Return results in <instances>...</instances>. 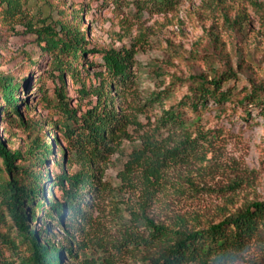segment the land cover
<instances>
[{"label":"trees","instance_id":"1","mask_svg":"<svg viewBox=\"0 0 264 264\" xmlns=\"http://www.w3.org/2000/svg\"><path fill=\"white\" fill-rule=\"evenodd\" d=\"M149 2L165 6L169 1ZM23 3L0 0L1 16L4 20L21 18ZM143 8L139 6V12ZM83 10L84 6L73 11L71 21H54L52 15H44L40 23L28 25L42 56L49 57L52 72H58L52 106L60 119L46 126L56 138V130L62 132L66 142L60 145L62 158L55 153L53 142L47 143L41 135L43 124L25 117L21 106L26 101L19 94L22 83L12 74L0 72V112L14 116L10 123H17L27 134L24 145L13 149L9 137L3 135L5 127L0 131V264H62L63 252L75 260L82 253L80 264H264V201H252L218 221L204 223L197 215L176 212L166 220L149 211L169 170L190 171L183 178L185 185L178 182L173 187L175 193L182 194L186 186L195 188L192 173L202 176L206 170L217 168L207 155L216 146L219 132L201 127L192 130L195 121L188 122L184 108L199 113L207 100L218 106L229 101L246 102L257 106L264 116V86L242 89L240 97L231 88H222L225 81L236 76L230 60L222 72L209 62L207 71L190 75L187 97L177 106L163 108L154 122L146 120L151 129L143 130L139 144L117 173L122 182L137 174L144 185V200L136 208L125 207V215L117 207L119 238L108 245L97 244L91 254L86 253L85 241L74 239L75 234L84 235L93 225L92 211L107 190L102 178L109 156L123 138L129 137L130 126L144 128L139 116L163 104L168 94L152 90L144 99L132 71L133 46L96 49L104 70L93 73L94 81L88 71L81 74L77 64L87 50L85 33L78 23ZM66 74L73 84L81 85L80 96L88 98L85 109L70 106ZM161 129L167 131L166 136ZM50 156L59 172L43 175L41 167ZM72 162L78 165L75 171H70ZM53 183L60 197L47 199L44 193ZM45 214L70 233L71 242L59 244L51 238V226L43 220Z\"/></svg>","mask_w":264,"mask_h":264},{"label":"rangeland","instance_id":"2","mask_svg":"<svg viewBox=\"0 0 264 264\" xmlns=\"http://www.w3.org/2000/svg\"><path fill=\"white\" fill-rule=\"evenodd\" d=\"M168 1L163 6L149 0H24L21 18L4 20L0 12V72L12 74L22 83L19 94L26 101L21 106L25 117L43 124L41 135L47 143L53 142L60 158V145H66L62 132L57 129L56 138L46 126L60 119L52 106L54 86L59 84L58 72H52L49 57L42 56L29 24L40 23L44 15H52L54 21H71L73 11H80L84 6L78 23L85 33L87 50L77 64L80 73L88 71L94 81L93 73L104 70L96 49L133 46L132 71L144 99L152 90L168 93L163 104L139 116L144 123L142 130L128 128L129 137L123 138L103 166L102 179L107 190L92 211L93 225L86 234L74 236L75 240L88 244L87 254L97 244L108 245L119 238L115 226L117 207L126 215L125 207L136 208L144 200L141 177L131 175L127 182H122L117 173L139 144L138 137L143 130L151 129L150 123L162 109L177 106L187 97L190 75L207 71L209 62L222 72L224 63L230 60L236 76L225 81L223 89L231 88L240 97L242 89L264 86V0ZM139 6H144L141 12ZM64 81L70 106L85 109L88 98L80 96L81 85L73 84L68 74ZM88 82L87 79V85ZM184 109L188 122L195 121L190 126L192 130L201 127L219 132L216 146L207 155V160L217 163V168L206 170L202 176L192 173L195 188L186 186L182 194L175 193L173 187L178 182L185 185L183 178L190 171L169 170L157 192L156 202L150 204V214L168 220L177 212L197 215L202 223L215 222L252 201H264V116L257 106L231 101L218 106L213 100H207L199 113ZM13 117L0 112V131L5 127L3 135L9 137L10 147L17 149L27 141V134L17 123H10L9 118ZM161 132L162 136L167 135L166 130ZM56 139L60 141L58 145ZM77 168L76 162H72L70 171ZM47 171L52 175L59 172L51 156L41 167L43 175ZM44 194L47 199L52 195L60 197L54 183ZM43 220L50 224L53 240L59 244L71 242L70 233L57 225L55 219L45 214ZM81 258L82 253L75 260L65 252L61 257L62 264H80Z\"/></svg>","mask_w":264,"mask_h":264}]
</instances>
